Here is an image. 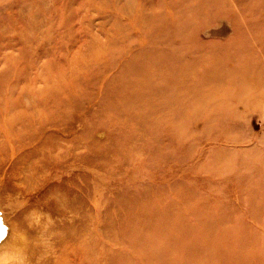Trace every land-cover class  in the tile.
Segmentation results:
<instances>
[{
	"label": "rangeland",
	"instance_id": "rangeland-1",
	"mask_svg": "<svg viewBox=\"0 0 264 264\" xmlns=\"http://www.w3.org/2000/svg\"><path fill=\"white\" fill-rule=\"evenodd\" d=\"M35 212L43 264H264V0H0V217L33 264Z\"/></svg>",
	"mask_w": 264,
	"mask_h": 264
},
{
	"label": "clouds",
	"instance_id": "clouds-1",
	"mask_svg": "<svg viewBox=\"0 0 264 264\" xmlns=\"http://www.w3.org/2000/svg\"><path fill=\"white\" fill-rule=\"evenodd\" d=\"M0 222H3L2 217H0ZM43 223L44 232L41 233V238L39 241V246L43 249L42 253L35 258V264H43V262L48 258L49 254L54 251V245L52 237L54 233H48L49 226L54 224L50 214L35 212L32 215V220L30 222V227L41 226ZM7 229V225L4 224ZM7 234V233H6ZM21 241H26L25 237H20ZM0 264H33V261L29 258L26 250L23 247L16 246L14 248H0Z\"/></svg>",
	"mask_w": 264,
	"mask_h": 264
},
{
	"label": "bare ground",
	"instance_id": "bare-ground-1",
	"mask_svg": "<svg viewBox=\"0 0 264 264\" xmlns=\"http://www.w3.org/2000/svg\"><path fill=\"white\" fill-rule=\"evenodd\" d=\"M209 1H210V0H209ZM211 2H212V1H211ZM212 3H213V2H212ZM210 5H211V4H210ZM204 6H206V5H204ZM204 6H203V7H204ZM203 7H202V8H203ZM195 8H196V7H195ZM203 9H204V8H203ZM199 10H200V9H199ZM197 14H198V13H197ZM184 20H186V19H184ZM189 20L192 21V19H189ZM191 21H190V23H191ZM188 22H189V21H188ZM190 23H189V24H190ZM193 24H194V23H193ZM184 25H185V24H184ZM194 25H195V24H194ZM171 27H172V26H171ZM193 28H194V27H193ZM177 29H178V28H177ZM190 30H191V29H190ZM169 31H170V30H169ZM174 31H175V30H174ZM178 31H179V29H178ZM191 31H192V30H191ZM188 32H189V31H188ZM188 32H187V33H188ZM175 33H176V32H175ZM178 33H179V32H178ZM184 33H185V32H184ZM189 33H190V32H189ZM192 33H193V32H192ZM194 33H196V32H194ZM167 34H168V32H167ZM172 34H173V33H172ZM193 35H194V34H193ZM169 36H171V35H169ZM174 36H175V34H174ZM174 36H172V37H174ZM178 36H179V35H178ZM176 37H177V36H176ZM176 37H175V38H176ZM179 37H180V36H179ZM192 38H193V36H192ZM177 39H178V38H177ZM183 39H185V37H184ZM187 39H188V38H187ZM180 40H181V39H180ZM185 40H186V39H185ZM244 51H245V50H244ZM241 52H242V50H241ZM251 54H252V53H251ZM236 55H238V54H236ZM236 55H235V56H236ZM176 56H177V55H176ZM154 57H155V56H154ZM162 58H163V57H162ZM152 59H153V58H152ZM152 59H151V60H152ZM163 59H164V58H163ZM168 59H169V58H168ZM176 60H177V59H176ZM149 61H150V59H149ZM153 61H154V59H153ZM153 61H150V62L155 63V62H153ZM152 63H151V64H152ZM168 63H169V62H168ZM168 63H167V64H168ZM162 65H163V64H162ZM165 65H166V64H165ZM170 65H171V64H170ZM152 66H153V64H152ZM157 66H158V65H157ZM155 67H156V63H155ZM182 67H183V66H182ZM138 68H141V67L138 66ZM148 68H149V67H148ZM163 68H164V67H163ZM167 68H168V67H167ZM136 69H137V68H136ZM184 69H186V68L184 67ZM140 70H141V69H140ZM145 70H146V69H145ZM167 70H168V69H167ZM137 71H138V69H137ZM156 71H157V70L155 69V72H156ZM144 72H145V71H144ZM150 72H151V71H150ZM155 72H154V73H155ZM157 72H158V71H157ZM157 72H156V73H157ZM138 73H140V72H138ZM138 73H137V74H138ZM141 73H142V72H141ZM145 74H146V73H145ZM186 75L188 76V72H187ZM189 75H190V74H189ZM143 76H144V73H143ZM184 76H185V75H184ZM135 77H136V76H135ZM135 77H134V78H135ZM206 77H208V76H206ZM211 78H212V77H211ZM128 79H129V78H128ZM130 79H132V78H130ZM204 79H205V77H204ZM129 81H130V80H129ZM195 81L198 82V80H195ZM126 82H127V80H126ZM183 82H184V81H183ZM205 82H206V81H205ZM127 83H128V82H127ZM133 83H134V82L130 83V84H131V87H132V84H133ZM196 84H198V83H196ZM121 85H123V84H121ZM126 86H127V85H126ZM126 86H125V87H126ZM125 87H123V88H125ZM129 87H130V85H129ZM129 87H126L125 89H127V88L129 89ZM123 88H122V89H123ZM133 88H134V87H133ZM122 89H121V91H122ZM131 89H132V88H131ZM134 89H135V88H134ZM113 90H114V89H113ZM139 90H140V89H139ZM146 90H147V89H146ZM123 91H124V89H123ZM123 91H122V92H123ZM132 91H133V90H132ZM125 93H126V91H125ZM122 94H123V93H122ZM128 94H129V93H128ZM127 97H128V95H127ZM127 97H126V98H127ZM129 97H131V95H130ZM132 98H134L133 95H132ZM139 98H140V97H139ZM139 98H138V99H139ZM128 99H129V98H128ZM130 99H131V98H130ZM130 99H129V100H130ZM141 99H143V98H141ZM131 100H132V99H131ZM143 100L145 101V99H143ZM143 100H142V101H143ZM133 101H134V100H133ZM136 101H137V100H136ZM136 101H135V102H136ZM138 101H139V100H138ZM144 101H143V103H144ZM127 102H128V101H127ZM129 103H131V102H129ZM136 103H138V102H136ZM146 103H147V102H146ZM151 103H152V102H151ZM123 104H124V103H123ZM144 104H145V103H144ZM128 105H129V104H128ZM128 105L126 104V106H128ZM137 105H138V104H137ZM145 105H146V104H145ZM124 106H125V105H124ZM146 106H147V105H146ZM134 107L136 108V106H134ZM138 107H139V106H138ZM140 107H141V106H140ZM144 108H145V106H144ZM128 109H130V108H128ZM134 110H135V109H134ZM134 110H133V111H134ZM137 110H138V111H137ZM137 110H136V111L139 112V109H137ZM129 111H130V110H129ZM131 111H132V109H131ZM141 112H142V111H141ZM126 113H127V112H126ZM130 113H131V112H130ZM132 114H133V113H132ZM8 237H9V236H8ZM8 237H7V238H4V239H3V238H0V239H1V242H0V248H7V247H8V241H7V240H8Z\"/></svg>",
	"mask_w": 264,
	"mask_h": 264
},
{
	"label": "snow or ice",
	"instance_id": "snow-or-ice-1",
	"mask_svg": "<svg viewBox=\"0 0 264 264\" xmlns=\"http://www.w3.org/2000/svg\"><path fill=\"white\" fill-rule=\"evenodd\" d=\"M7 229L4 227V223L0 222V238H3L6 235Z\"/></svg>",
	"mask_w": 264,
	"mask_h": 264
}]
</instances>
